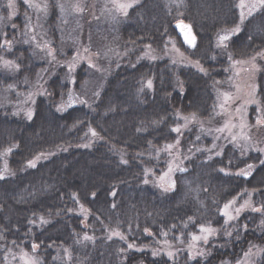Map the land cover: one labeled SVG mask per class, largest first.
I'll return each mask as SVG.
<instances>
[{"label": "trees", "instance_id": "obj_1", "mask_svg": "<svg viewBox=\"0 0 264 264\" xmlns=\"http://www.w3.org/2000/svg\"><path fill=\"white\" fill-rule=\"evenodd\" d=\"M10 1L0 0V58L16 72L0 73V94L34 85L43 68L25 45L29 10L14 0L17 14L8 19ZM40 1L48 38L57 43L58 1ZM240 1L183 0L175 8L164 0H138L118 27L123 52L131 50L112 62L88 104L63 110L92 75L81 65L72 87L64 68L48 71L30 118L0 108V249L32 254L39 264H236L261 250L256 264H264V153L226 146L215 157L210 139L192 128L181 137L185 172L175 176L173 190L151 181L166 170L180 117H216V94L226 87L231 60L261 56L260 110H250L249 123L256 117L264 138V5L239 26ZM177 22L193 28L194 51L179 45L172 28ZM237 27L228 45L217 48L219 33ZM170 40L202 71L140 59L137 49L161 53ZM239 171L245 175L236 176ZM248 194L253 211L226 226L223 207ZM207 227L218 235L205 255L183 252ZM165 247L175 251L172 257Z\"/></svg>", "mask_w": 264, "mask_h": 264}, {"label": "rangeland", "instance_id": "obj_2", "mask_svg": "<svg viewBox=\"0 0 264 264\" xmlns=\"http://www.w3.org/2000/svg\"><path fill=\"white\" fill-rule=\"evenodd\" d=\"M20 1L29 10L24 34L25 45L31 48L43 68L39 73V80L37 79L34 85H23L16 90L13 87L10 88L9 93L2 92L0 108L30 118L36 98L44 93L42 82L46 80L48 71L58 67L64 68L69 75V83L72 87L73 75L81 65H85L92 71V75L82 89V93H71L63 104V110L88 104L89 93L100 90V84L105 81L112 62L122 58L131 50H126L127 53L123 52L124 44L119 38L118 27L121 26L130 9L138 4V0H57L59 4L57 43L48 38L49 32L45 26L48 15L45 4L40 0ZM164 1L169 6L174 5L175 8H180L183 4V0ZM10 3L12 7H9ZM9 4L8 19H13L15 13L17 14L16 3L13 0ZM120 5L125 7L121 8ZM262 6L260 0H241L238 5L239 26L256 14ZM239 31L240 28L237 27L219 33L215 41L217 48L224 49ZM175 34L179 45L184 48L176 32ZM225 35L229 39L222 41L221 37ZM137 53L144 61H169L185 68L202 71L201 67L178 47L175 40H170L161 53L148 46H143L142 50L137 49ZM260 60L261 56L245 61H229V78L224 84L226 87L217 91L216 94V117L214 119L201 121L194 117H180L181 124L174 130L177 134V141L166 149L168 154L166 170L161 175L152 177L151 181L154 185L165 192L173 190L175 176L185 172L187 154L184 156L180 148L181 137L192 128L199 129L205 138L210 139V149L215 157H219L226 146H232L245 155L251 152L264 153V138L260 135L258 126L260 121L255 117V125L249 123L250 110L254 108L257 113L260 110L257 98L258 62ZM14 72L16 68L0 58V73L11 76ZM36 163L35 161L31 165L34 166ZM150 174L147 173V175ZM241 175H245V172L236 173V176ZM250 196L251 194H248L246 199L240 202L233 201L223 207L222 216L226 226L234 223L243 214L253 211L254 205ZM217 235L218 230L212 227L202 228L198 234L191 237L182 251L192 258L203 257L206 253L205 246ZM164 251L167 255L175 253L169 247H165ZM261 254V250L250 251L236 264H256ZM0 264H39V262L32 254L9 248L6 251L0 249Z\"/></svg>", "mask_w": 264, "mask_h": 264}, {"label": "water", "instance_id": "obj_3", "mask_svg": "<svg viewBox=\"0 0 264 264\" xmlns=\"http://www.w3.org/2000/svg\"><path fill=\"white\" fill-rule=\"evenodd\" d=\"M183 26H187V27H183ZM173 29L177 33L179 40L181 44L184 46V48L187 49L188 51H194L197 45V38L196 35L194 34L192 27L186 23L181 22V23H176L173 26ZM192 37L195 38L194 44L189 43V40H191Z\"/></svg>", "mask_w": 264, "mask_h": 264}, {"label": "snow or ice", "instance_id": "obj_4", "mask_svg": "<svg viewBox=\"0 0 264 264\" xmlns=\"http://www.w3.org/2000/svg\"><path fill=\"white\" fill-rule=\"evenodd\" d=\"M25 2H27V0H25ZM260 3H261V5H264V0H260ZM12 6H13V5L10 3V4H9V7H12ZM119 7L123 8V7H125V6H124V5H120ZM241 7H243V5H241ZM183 27H187V26H183ZM189 31H190V30H189ZM234 31H235V30H234ZM194 39H195V38L192 37V39L189 40V43L194 44ZM227 39H229V37H228L227 35L221 37V40H222V41L227 40ZM149 86H151L150 83H149ZM93 135H95V133H93ZM0 178H2V177H0ZM194 239H196V238L194 237Z\"/></svg>", "mask_w": 264, "mask_h": 264}]
</instances>
